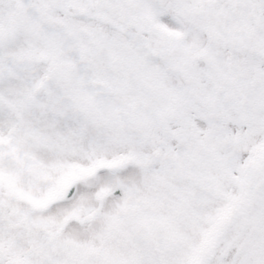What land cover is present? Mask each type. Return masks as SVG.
<instances>
[{"label":"snow or ice","instance_id":"snow-or-ice-1","mask_svg":"<svg viewBox=\"0 0 264 264\" xmlns=\"http://www.w3.org/2000/svg\"><path fill=\"white\" fill-rule=\"evenodd\" d=\"M0 264H264V0H0Z\"/></svg>","mask_w":264,"mask_h":264}]
</instances>
